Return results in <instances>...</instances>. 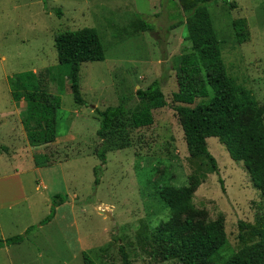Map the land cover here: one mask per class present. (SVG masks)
<instances>
[{
  "label": "rangeland",
  "instance_id": "1",
  "mask_svg": "<svg viewBox=\"0 0 264 264\" xmlns=\"http://www.w3.org/2000/svg\"><path fill=\"white\" fill-rule=\"evenodd\" d=\"M208 10L228 74L264 108V0H216ZM177 12L170 0H0V193L7 195L0 201V238L37 225L55 194L64 199L52 219L27 239L0 246V264H83V251L97 264H124L120 246L130 264H177L163 258L152 232L167 219L159 191L186 184L192 174L202 180L192 194L193 208L207 221L223 218L226 242L218 264L244 245L239 220L262 222L263 196L217 137L206 141L218 171H208L188 154L172 100L177 91L172 60L190 46L183 22L169 29L178 21ZM235 18L247 22L242 43L233 35ZM141 20L152 29L142 30ZM86 26L100 34L105 57L80 64V105L57 61L54 36ZM21 71L35 72L60 96L53 142L32 145L27 139L20 121L24 103H13L8 82ZM153 80L159 81L167 105L152 111V124L130 134V146L106 150L101 164L97 153L104 143L96 134L94 109L133 97ZM8 119L16 128L13 135L3 133ZM36 161L48 165L36 166ZM16 176L25 196L15 190ZM243 233L245 243L255 240L248 229Z\"/></svg>",
  "mask_w": 264,
  "mask_h": 264
},
{
  "label": "trees",
  "instance_id": "2",
  "mask_svg": "<svg viewBox=\"0 0 264 264\" xmlns=\"http://www.w3.org/2000/svg\"><path fill=\"white\" fill-rule=\"evenodd\" d=\"M177 6L178 21L186 26L190 46L172 60L177 91L172 100L183 131L188 154L199 159L208 171H218L217 162L208 150L206 139L217 137L229 156L242 162L254 187L264 198V108L238 86L227 72L221 55V42L213 27L208 10L216 0H170ZM57 13L60 12L57 10ZM138 15V14H137ZM142 30H151L152 24L140 21ZM233 35L238 43L248 38L244 18L232 21ZM57 61L70 82L75 103L83 105L79 85L80 64L100 61L105 48L100 34L93 27L63 30L54 36ZM13 101L25 102L22 124L30 144L50 143L56 137L57 111L60 96L49 91L41 76L33 71H21L8 78ZM159 81L153 80L145 88H138L133 97L121 98L115 105L95 108L99 126L96 134L104 146L97 153L101 164L105 163L106 150L131 145L130 134L153 123L152 111L167 105L164 93L158 89ZM125 99V100H124ZM196 99H200L195 102ZM124 100V101H123ZM128 100V101H127ZM36 166L48 165L36 161ZM100 165L93 167L94 182L98 184ZM202 181L196 174L180 186H167L159 191V198L168 208L167 219L161 221L152 232V238L165 259L177 264H218L217 256L226 242L223 218L207 221L203 211L195 210L192 194ZM64 201L60 194L51 199L49 213L37 225H29L23 234L0 238V246L18 244L30 236V232L46 224L55 214L56 207ZM238 238L244 245L231 254L224 264H264V218L258 225L238 221ZM244 229L255 237L245 243ZM124 264H130L120 246ZM83 264H97L86 252H82Z\"/></svg>",
  "mask_w": 264,
  "mask_h": 264
},
{
  "label": "crops",
  "instance_id": "3",
  "mask_svg": "<svg viewBox=\"0 0 264 264\" xmlns=\"http://www.w3.org/2000/svg\"><path fill=\"white\" fill-rule=\"evenodd\" d=\"M21 101H23V100H21ZM20 102V101H19ZM13 103H17L16 101H14ZM23 103L24 104H21L22 105V108H25V102L23 101ZM15 105V104H14ZM24 111V110H23ZM12 112H14V111H12ZM9 120V119H8ZM11 120H13V119H11ZM21 121V120H20ZM22 122V121H21ZM12 122L9 120V123H8V125H6L3 129L5 130V131H3V133H9L10 135H13V132L15 131V129L16 128H14L15 126H10V124H11ZM14 145V149L13 150H15V145L16 144H13ZM16 148H18V149H21L20 147H16ZM16 170V169H15ZM17 173L15 174V175H17L18 174V171H16ZM17 179V180H16ZM16 179H14V184H15V190L17 191V193H20V195H22V196H25V194L23 193V189H22V181H21V179L20 178H18V176H16ZM13 184V185H14ZM3 196V197H2ZM5 197H7V195L5 194L4 195V193H0V201L2 202V201H4V199H5Z\"/></svg>",
  "mask_w": 264,
  "mask_h": 264
}]
</instances>
